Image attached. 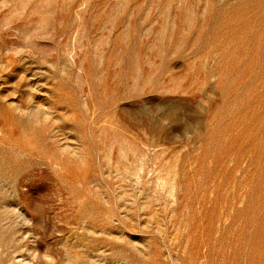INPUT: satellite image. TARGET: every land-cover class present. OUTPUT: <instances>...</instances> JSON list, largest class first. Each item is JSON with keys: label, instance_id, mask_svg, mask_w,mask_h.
I'll list each match as a JSON object with an SVG mask.
<instances>
[{"label": "rangeland", "instance_id": "obj_1", "mask_svg": "<svg viewBox=\"0 0 264 264\" xmlns=\"http://www.w3.org/2000/svg\"><path fill=\"white\" fill-rule=\"evenodd\" d=\"M0 264H264V0H0Z\"/></svg>", "mask_w": 264, "mask_h": 264}]
</instances>
